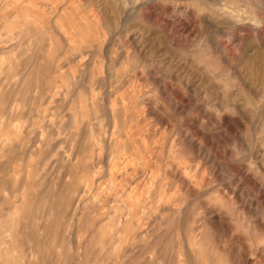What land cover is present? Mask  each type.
Wrapping results in <instances>:
<instances>
[{
    "label": "rangeland",
    "instance_id": "obj_1",
    "mask_svg": "<svg viewBox=\"0 0 264 264\" xmlns=\"http://www.w3.org/2000/svg\"><path fill=\"white\" fill-rule=\"evenodd\" d=\"M0 264H264V0H0Z\"/></svg>",
    "mask_w": 264,
    "mask_h": 264
}]
</instances>
